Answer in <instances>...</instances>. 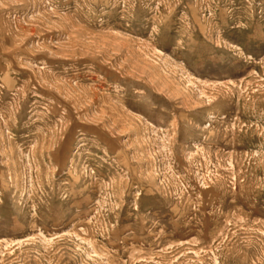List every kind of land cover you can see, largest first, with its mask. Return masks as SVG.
<instances>
[{
    "label": "rangeland",
    "instance_id": "374dc122",
    "mask_svg": "<svg viewBox=\"0 0 264 264\" xmlns=\"http://www.w3.org/2000/svg\"><path fill=\"white\" fill-rule=\"evenodd\" d=\"M0 264H264V0H0Z\"/></svg>",
    "mask_w": 264,
    "mask_h": 264
}]
</instances>
